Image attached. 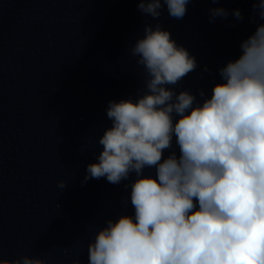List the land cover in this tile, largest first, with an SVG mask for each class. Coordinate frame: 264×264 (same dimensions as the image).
Here are the masks:
<instances>
[{
  "label": "water",
  "instance_id": "water-1",
  "mask_svg": "<svg viewBox=\"0 0 264 264\" xmlns=\"http://www.w3.org/2000/svg\"><path fill=\"white\" fill-rule=\"evenodd\" d=\"M139 2L0 0V259L28 255L48 264L75 258L87 264L95 231L108 218L134 212L124 187L134 174L119 185L106 178L81 182L102 151L99 137L111 127L108 102L135 98L142 86L128 56L144 32ZM252 5L191 0L179 20L163 9L162 27L198 64L177 92L187 89L199 99L203 89L210 97L218 69L238 59L241 42L264 23L251 19ZM214 7L228 9V17L210 22ZM173 147L178 153L175 137ZM144 175L155 170L145 168Z\"/></svg>",
  "mask_w": 264,
  "mask_h": 264
},
{
  "label": "clouds",
  "instance_id": "clouds-1",
  "mask_svg": "<svg viewBox=\"0 0 264 264\" xmlns=\"http://www.w3.org/2000/svg\"><path fill=\"white\" fill-rule=\"evenodd\" d=\"M190 2L138 4L145 27L128 56L142 86L135 98L108 102L111 127L81 182L106 178L119 185L134 174L124 185L134 212L108 218L95 231L87 264H264V23L241 42L239 58L218 69L210 97L198 89V99L176 91L198 67L196 58L159 22L165 7L169 17L183 19ZM252 11L253 21H264V0H253ZM232 14L244 19L239 9ZM228 15L224 7L209 9L210 22ZM145 168L155 175H144ZM0 264L48 262L23 255Z\"/></svg>",
  "mask_w": 264,
  "mask_h": 264
}]
</instances>
